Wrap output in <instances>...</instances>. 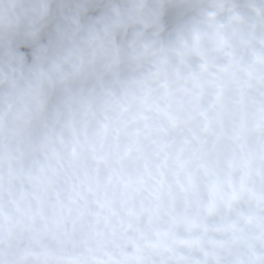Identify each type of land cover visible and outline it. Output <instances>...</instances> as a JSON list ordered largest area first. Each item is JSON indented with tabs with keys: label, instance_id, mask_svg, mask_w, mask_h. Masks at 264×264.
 I'll return each instance as SVG.
<instances>
[{
	"label": "clouds",
	"instance_id": "clouds-1",
	"mask_svg": "<svg viewBox=\"0 0 264 264\" xmlns=\"http://www.w3.org/2000/svg\"><path fill=\"white\" fill-rule=\"evenodd\" d=\"M0 264H264V0H0Z\"/></svg>",
	"mask_w": 264,
	"mask_h": 264
}]
</instances>
